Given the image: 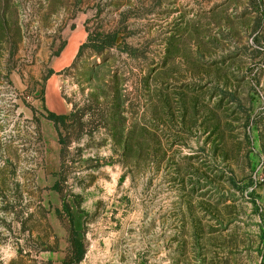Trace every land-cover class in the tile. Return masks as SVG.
<instances>
[{
  "label": "rangeland",
  "instance_id": "374dc122",
  "mask_svg": "<svg viewBox=\"0 0 264 264\" xmlns=\"http://www.w3.org/2000/svg\"><path fill=\"white\" fill-rule=\"evenodd\" d=\"M0 264H264V0H0Z\"/></svg>",
  "mask_w": 264,
  "mask_h": 264
},
{
  "label": "trees",
  "instance_id": "16d2710c",
  "mask_svg": "<svg viewBox=\"0 0 264 264\" xmlns=\"http://www.w3.org/2000/svg\"><path fill=\"white\" fill-rule=\"evenodd\" d=\"M48 119L53 121L56 124V126H60V125L64 124L66 116L57 115L55 113H50L48 116Z\"/></svg>",
  "mask_w": 264,
  "mask_h": 264
}]
</instances>
